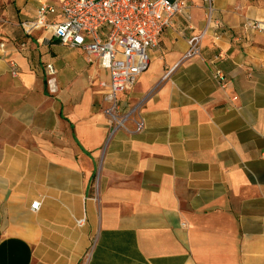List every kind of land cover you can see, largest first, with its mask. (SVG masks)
Returning <instances> with one entry per match:
<instances>
[{"label":"crops","instance_id":"obj_1","mask_svg":"<svg viewBox=\"0 0 264 264\" xmlns=\"http://www.w3.org/2000/svg\"><path fill=\"white\" fill-rule=\"evenodd\" d=\"M185 1L109 137L107 72L24 32L39 0H0V264H264V34L216 0L222 28L180 62L205 27L202 0Z\"/></svg>","mask_w":264,"mask_h":264},{"label":"built area","instance_id":"obj_2","mask_svg":"<svg viewBox=\"0 0 264 264\" xmlns=\"http://www.w3.org/2000/svg\"><path fill=\"white\" fill-rule=\"evenodd\" d=\"M202 2L205 27L187 38L180 62L199 56L207 31L222 28L216 18L215 1ZM188 9L190 6L185 0H39L33 20L21 23L20 27L27 34L45 32L60 44L81 50L88 64L107 72L108 81H101L98 86L106 104L104 114L111 129L110 137L137 113L135 106L123 109L118 95L134 88L139 75L147 69L149 49L156 46L158 38L172 26L174 19L184 16L189 22ZM242 32L264 34V21L246 17ZM224 59L225 55L219 52L209 64L214 67ZM9 66L11 75L15 76V64L10 62ZM46 73L54 75L52 66H46ZM211 76L220 88H225L227 79L219 68L214 67ZM143 128L144 122L139 118L135 131L141 132ZM38 208L37 201L30 206L32 211ZM76 224L82 226L83 220H77Z\"/></svg>","mask_w":264,"mask_h":264},{"label":"rangeland","instance_id":"obj_3","mask_svg":"<svg viewBox=\"0 0 264 264\" xmlns=\"http://www.w3.org/2000/svg\"><path fill=\"white\" fill-rule=\"evenodd\" d=\"M214 1L216 6V0ZM220 1L227 2L228 6L235 7L234 11L243 15V17L251 18L253 16L252 14L264 13V0H220Z\"/></svg>","mask_w":264,"mask_h":264}]
</instances>
